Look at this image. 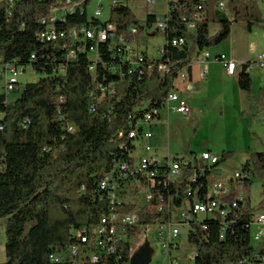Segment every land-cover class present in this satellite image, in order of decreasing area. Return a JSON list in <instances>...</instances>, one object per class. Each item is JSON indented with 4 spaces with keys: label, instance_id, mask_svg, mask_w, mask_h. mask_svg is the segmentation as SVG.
Instances as JSON below:
<instances>
[{
    "label": "trees",
    "instance_id": "trees-1",
    "mask_svg": "<svg viewBox=\"0 0 264 264\" xmlns=\"http://www.w3.org/2000/svg\"><path fill=\"white\" fill-rule=\"evenodd\" d=\"M4 1L0 9V69L31 67L41 78L26 84L13 102L0 95L4 115L0 121V223L6 234L3 264H53L52 254L81 243L77 231L98 226L111 210L134 209L133 205L112 206L109 188L102 189L101 184L106 175L131 162L136 146L130 133L141 129L146 115L160 117L178 73L202 52L230 39L234 24L244 22L251 32L253 26L264 22V15L256 0H176L162 16L165 30L158 31L155 25L160 17L150 14L141 21L129 4L122 2L102 21L89 17L92 0H74L73 11L67 8V0H15L13 7ZM62 7L66 8L54 23L57 30L109 22L116 24L118 34L130 43L143 33H164L163 52L152 59L143 51L144 59L136 63L124 48L95 43L82 35L74 41L40 40L37 34L48 28L44 21ZM212 26L218 27L214 33ZM132 27H137L136 35L131 34ZM180 39L185 43L174 46ZM92 48H96L94 53ZM248 67V63L243 65L239 87L251 105L264 109V90L254 98ZM233 155L223 151L219 164L204 166L203 173L198 170L196 182L185 176L167 186L162 183L160 191L172 197L176 209L188 200L193 204L195 194L204 201L211 178ZM241 171L247 175L240 180L245 189L250 190L252 176L261 179L264 189V151L251 153ZM188 185L191 194L186 193ZM236 195L234 188L222 200L232 203ZM253 213L240 204L224 221L205 218L193 222L188 233V242L196 249L193 264H237L246 257L262 264L264 248L257 256L251 242ZM139 214L140 226L131 230L129 240L118 248L119 257H110L107 264H115L117 259L128 264L138 231L161 217L145 208Z\"/></svg>",
    "mask_w": 264,
    "mask_h": 264
},
{
    "label": "built area",
    "instance_id": "built-area-1",
    "mask_svg": "<svg viewBox=\"0 0 264 264\" xmlns=\"http://www.w3.org/2000/svg\"><path fill=\"white\" fill-rule=\"evenodd\" d=\"M14 1L15 0H10L11 7H13ZM146 1L148 4L157 3V0ZM174 1L176 0H166L167 6ZM119 3H121V0H111V8ZM66 4L69 11H73L76 7L74 0H67ZM65 8L66 7L54 9L48 22L44 21V24H48V28L37 34L40 40L56 43L69 38L74 41L82 35L84 38L94 41L95 43H109L111 47L124 48L128 54L127 56H129L128 58L136 59V63L144 59V52L142 50H137L134 42H128L126 36L118 34L117 25L114 23L105 22V24L95 27L79 26L78 28H71L69 31L57 30L54 23L59 19L58 13L64 12ZM220 9H225L224 2L220 3ZM102 10V8L98 9L94 13L93 18L100 19ZM155 28L158 31L165 30L166 23L164 17L159 18ZM190 28L193 29L194 25H191ZM137 33V27H132L131 34L136 35ZM184 43V40L180 39L175 40L173 45L182 46ZM91 51L94 53L96 48H92ZM162 52L163 49L161 48L158 52V56H160ZM202 55L205 61L209 59V52L207 50L202 52ZM70 56L74 57L75 52L71 51ZM218 60L222 63L228 76L234 77L238 74V64L235 60L226 55H220ZM256 65L257 68L264 72V54L258 57ZM164 68V66L160 67V69ZM4 70H8L11 73V78L6 84V93L13 92L18 89L16 86L19 83L18 77L26 72L27 69L12 65L0 69V71ZM185 82L186 76L180 71L174 80L171 93L163 108H167L169 111L190 118L192 115L191 107L175 92L176 89ZM102 91L105 92L103 89ZM113 92L114 91L111 93ZM171 104H174V106L171 107ZM92 111H94V109H92ZM157 114L158 112H155V115ZM155 120L156 119H154L151 114L146 115L142 122L141 129H135L130 133V138L135 140L136 149L138 142L152 139V134L148 130L146 131L145 127L150 126ZM72 129L73 128H70V130ZM144 150L146 153L153 152L152 147L149 145H145ZM134 154L132 155L130 163L121 165V169L117 173L106 175L101 184L102 189L109 188V197L112 206L118 204V206L122 208L123 205H133L134 209L129 212H115L111 210L110 214L102 217L98 226L89 229L83 228L77 231L76 235L81 243L70 246L63 253L52 254L50 256L51 263L107 264L110 257L117 255L118 248L122 246L123 242L129 240L130 231L140 226L141 217L139 210L145 208L147 213L155 216L161 214V217L156 219L153 224L148 225L147 228L141 229L148 231L152 226H156L160 231L162 240H165L162 247L164 253L168 256L167 264H179V261L172 257V251L179 248L177 240L181 234V227L188 228L189 233L192 223L195 221L200 222L205 218L224 221L234 208L237 209L240 204L244 205L247 201L244 194L236 195L232 203H227L222 200L232 193L234 186L216 181V177L213 175L208 184L206 200H199L197 194H195L193 204L188 200L182 208H173L172 197H165V194L160 191L159 186H161L162 183H165V186H167V183L170 181H183L185 176L189 182H196L198 170L203 173L205 171L204 166L211 168L219 164L220 157L205 152L201 157L174 158L172 160L168 158L164 160L153 154H149L147 156H139L137 162H135L136 158ZM197 166H199V169L196 168ZM190 168L193 169L189 170ZM162 171L164 172L161 173ZM246 176L245 173L239 171L235 173L232 182L240 181ZM186 193L191 194V187L189 185L186 187ZM253 215L252 224L260 227V230L254 237L256 242L261 243V246L258 248L254 247L256 250L255 254L259 256V253L264 248V214L256 216L255 213H253ZM205 229L206 228L203 227V230ZM221 238H224V236L222 235ZM117 257L119 256L117 255L116 258ZM195 258L196 253L193 255V260ZM252 259L253 257H246L241 259L237 264H254ZM261 261L263 262L262 264H264V256L261 257ZM115 264L121 263H119L117 259ZM128 264H130V261Z\"/></svg>",
    "mask_w": 264,
    "mask_h": 264
},
{
    "label": "rangeland",
    "instance_id": "rangeland-1",
    "mask_svg": "<svg viewBox=\"0 0 264 264\" xmlns=\"http://www.w3.org/2000/svg\"><path fill=\"white\" fill-rule=\"evenodd\" d=\"M256 1L264 15V0ZM4 5L5 1L0 0V9ZM100 8L103 9L100 19L106 21L111 10V0H92L88 10L89 17L92 18L94 13ZM131 8L137 18L143 21L145 16L151 12H156L159 17L164 16L168 12L166 0H157L156 4H148L146 0H134ZM247 27L244 22L234 24L233 30L235 33L237 34L242 30L245 32L244 37H246L245 40H238V46L235 50L249 59L248 72L252 78L253 91L257 93L258 98L261 89H264V72L257 68L256 65L258 57L264 54V22L253 26L251 32H247ZM217 28V26H212L211 32H216ZM247 37L248 40H246ZM139 40H141L140 47L135 45L136 49L147 51L152 58L158 56L159 50L166 42L164 33L155 36L143 33ZM220 46L224 49L220 55L231 56L229 51L231 39ZM216 48L209 50L212 51ZM242 69L243 66H241V69L239 67V74ZM40 78L41 75L35 73L31 67H28L26 72L18 78L20 84H22L21 89L12 94L13 98L20 96L26 84L36 82ZM234 108L223 111L218 106L206 104L201 109L203 113L199 124L194 121L190 123L181 114L172 112L168 115L167 111L163 110L162 119L160 120L161 124L158 127L152 126L151 129L147 128V126L145 127L146 131L149 129L152 132L153 138L149 142L153 144L154 151L146 153L144 150L146 144L142 141L138 142L134 154L135 162H137L139 156H147L149 154H156L161 158L169 155V159L172 160L174 158L201 157L204 152L221 158L223 151H231L234 153L233 157L220 165L217 174L214 175L216 177L215 180L224 182L229 186L233 185L237 193L244 194L247 200L244 206L248 209H253L256 216L264 214V189L261 179L258 176H252V185L249 191L245 189L241 181H231L235 173L243 169L251 153L264 151V114H260L257 108L251 114L243 117L240 114V107ZM163 122L169 124L163 125ZM259 230V226L252 224V246L255 248L261 246V243L254 240L255 234ZM187 234L188 228L181 227V234L177 240L179 248L172 251V257L176 258L179 264H193V255L196 253L195 247L188 242ZM146 242L150 244L153 251L150 264H167L168 256L164 253L162 247L165 240H162L160 231L156 226H152L148 231H144V229L138 231L133 241L131 256L144 246ZM5 244V226L0 223V264L6 262Z\"/></svg>",
    "mask_w": 264,
    "mask_h": 264
},
{
    "label": "crops",
    "instance_id": "crops-1",
    "mask_svg": "<svg viewBox=\"0 0 264 264\" xmlns=\"http://www.w3.org/2000/svg\"><path fill=\"white\" fill-rule=\"evenodd\" d=\"M133 1L134 0H125L121 2L122 3L126 2L131 7V4L133 3ZM150 14H153L159 17V14H157L156 12H151L145 16L144 20ZM235 34L236 33L233 30L232 35L230 37L231 48H229V51H230L231 56H229V58L236 61V63L238 64V71H239V67L241 69V66L249 63V59L245 57L243 54L235 50V48L238 46L237 44L238 40L240 39L245 40L246 38L244 37L245 32L241 30V32H238L236 35ZM246 40H248V37ZM140 41L141 40L136 41L134 45L140 47ZM223 50L224 49L222 48V46H218L216 49L212 51L208 49L207 51L209 52V59L207 61L204 60L202 54H199L193 59L192 63L189 66H187L186 68L182 70V73L186 76V82L180 85L176 89L175 92L179 95V97L182 100H185L192 109L191 117L187 118L190 123L194 121L199 124L201 114L203 113L201 109L205 107L206 104H212L214 106H218L219 109L223 111L235 109L234 107H240V114L243 117L251 114L253 110L257 108L259 109L260 114L262 115L264 114L263 107L251 105L248 101V95L240 89L239 73L234 77L228 76L226 74L222 63L218 60V57L220 56V53ZM144 52H146L147 55L150 58H152L147 51H144ZM0 73L2 74L0 76V95L5 94L7 101L13 102L19 97L18 96L17 98H13L12 94L15 93L16 91L6 93V90H5L6 84L11 78V73L8 70L0 71ZM21 85L22 84H20L19 88L16 90L20 91ZM253 96L254 98L257 99V93L254 91H253ZM173 106L174 104H171V107ZM163 110H166L168 115L173 112V111H169L167 108H162L160 111V117L156 119L155 121H153L151 125L148 126L147 128L151 129L152 126L158 127L161 124L160 120L162 119ZM3 118H4V115L3 113L0 112V121H2ZM162 124L168 125L169 123L163 122ZM149 129L148 131L152 133L151 130ZM143 142L146 145L151 146L154 151V146L153 144H151V142H149V140L143 141ZM153 155H155L158 158H161L156 154H153ZM169 157L170 156L167 155L161 159L165 160V159H168ZM231 181H232V178H231Z\"/></svg>",
    "mask_w": 264,
    "mask_h": 264
},
{
    "label": "water",
    "instance_id": "water-1",
    "mask_svg": "<svg viewBox=\"0 0 264 264\" xmlns=\"http://www.w3.org/2000/svg\"><path fill=\"white\" fill-rule=\"evenodd\" d=\"M152 248L148 242L145 243L133 256L130 258V264H150L152 261Z\"/></svg>",
    "mask_w": 264,
    "mask_h": 264
},
{
    "label": "bare ground",
    "instance_id": "bare-ground-1",
    "mask_svg": "<svg viewBox=\"0 0 264 264\" xmlns=\"http://www.w3.org/2000/svg\"><path fill=\"white\" fill-rule=\"evenodd\" d=\"M8 5L11 7L10 0H8Z\"/></svg>",
    "mask_w": 264,
    "mask_h": 264
}]
</instances>
